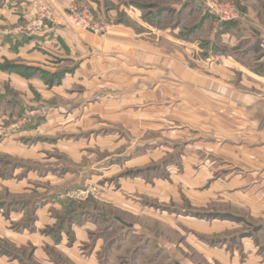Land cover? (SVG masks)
Instances as JSON below:
<instances>
[{
    "label": "rangeland",
    "instance_id": "rangeland-1",
    "mask_svg": "<svg viewBox=\"0 0 264 264\" xmlns=\"http://www.w3.org/2000/svg\"><path fill=\"white\" fill-rule=\"evenodd\" d=\"M36 1L18 0V29L37 17ZM183 1L70 3L66 14L73 4L87 8L96 25L70 29L105 52L91 44L86 54L75 49L72 57L84 59L68 65L85 67L69 77L67 89L52 98L19 91L38 105L1 109L10 112L0 120L1 173L12 177L18 160L56 177L70 171L49 190L68 205L53 214L54 239L63 226L69 244L48 249L52 264H264V79L240 73L236 59L206 57L212 25L191 34L205 9L198 0L179 16L172 7ZM243 4L255 18L259 0ZM5 5L11 8L1 0ZM25 53L16 60L30 63ZM245 60L253 65V58ZM20 66L5 60L0 68ZM176 67L208 89L191 92ZM22 71L47 80L42 71ZM7 76L1 73L0 90H15ZM47 102L64 105L53 112L60 117L45 109ZM44 117L49 123L39 121ZM42 184L27 198L44 195ZM86 190L93 194L87 200ZM19 253L23 264L33 257L29 248Z\"/></svg>",
    "mask_w": 264,
    "mask_h": 264
},
{
    "label": "crops",
    "instance_id": "crops-1",
    "mask_svg": "<svg viewBox=\"0 0 264 264\" xmlns=\"http://www.w3.org/2000/svg\"><path fill=\"white\" fill-rule=\"evenodd\" d=\"M44 1L47 4L51 3L50 0ZM54 1L60 11H65L70 3L78 0ZM197 1L198 0H184L183 4L180 3L179 6H176L177 9L174 7H172V9L181 16V13L186 10L187 6H193ZM225 1L234 3L244 16L247 15V19L243 18L242 20L226 25L220 23L216 18L215 20L214 17L212 18V16H209L206 12H202L201 22L194 26L190 33L194 35L200 31L203 24L210 21L212 31L207 38L210 50L208 53L206 52V57H210V54H212L214 56L228 58L231 61L236 59V63L234 62V64L238 65V71L240 73L253 75L251 77L257 81H261V79H264V0H259L260 6L255 8L254 11L256 15L255 18H250V14L248 13L249 9L243 4V0ZM5 2L10 5L11 8L5 5V7L1 9L0 6V65L5 60H12L16 65L31 67L32 70L37 72L42 71L47 77V80L43 81L38 78V76H32L30 78L24 77L17 72L19 69L18 67L14 68L12 71L7 69L6 72H1L0 68V80L1 73L5 76L7 74V81H11L10 85L14 86L15 89L0 90V120L2 114L3 119L7 118V115L10 117L9 110H5L4 112L1 111L4 106L6 107L5 109L10 107L19 108L21 112L27 107L31 109L33 106L38 105L37 103H29L22 100L21 98H24L23 94H20L22 91L30 96L33 94L32 89H35L41 96L45 97V95L48 94L52 98L55 96L52 93H60L64 87L67 89L69 86V77L76 76V73L80 71L81 68L85 67V64L82 65V63L68 65L72 64L69 60L75 62L79 60L80 62L84 59L83 56L77 60L72 57V55L75 54V49H77L79 54L80 51L86 54L90 52L88 50L89 47L94 45L96 49L105 52V45L102 43L98 45L95 41L91 42V38L78 36L70 27H65L63 25L56 26L53 32L48 35H36L26 38L18 32L17 28L19 19L21 18V16L16 15L18 0H5ZM178 26L180 25L177 24V28ZM34 48L35 50H33ZM23 50L27 51L25 54L26 57L30 59V63L18 62V60H16L24 56L22 54ZM228 51L232 52L229 54ZM248 58H253V65L245 63V59ZM99 60L102 61L101 58ZM106 66H101V69L106 68ZM174 72L185 84L191 86V92L193 91L192 88L194 89V94L197 92V96H199L198 94L201 95V92H199L200 88H202V90L208 89L203 80L198 78L195 73L185 71L180 67H176ZM36 92L34 91V93ZM210 97L215 98L212 95ZM200 99H202V104L204 103V106H210V104L207 103L208 99H204L201 96ZM131 103L132 102H130V104ZM214 105V103L213 105L211 104V106ZM44 106L52 116H54V111L64 112L65 110L64 105H59L54 102H47ZM114 106L115 104H111L112 109ZM13 119H15L14 115ZM123 119L128 121L129 114H123ZM39 121L49 123V118L44 117ZM52 143L56 144L55 141ZM19 150L21 153L24 149ZM6 155L7 157H11L10 154L6 153ZM32 163H27L22 160L13 162L14 170L12 177L1 173L4 164L1 162L0 144V193L4 192L8 194L6 198L1 197L0 194V264H23L22 261H24V259L22 255H19V252L25 248L31 249L33 255V257L29 259V263L25 262L26 264H35L36 258H41L43 260L42 264H52L48 249L52 248L54 243L57 247L62 246L65 242L69 244L63 226L59 225L58 240L54 239L55 232L53 230V225L55 223L54 211H63V209L68 206L67 202L61 200L59 194H51L49 190L53 188L55 180H64L65 177L69 175L70 171L63 170L61 177H56L51 173L41 171L39 168L41 164ZM18 172L19 174H17ZM40 181L41 183H45L42 184L45 185L46 189L44 195L35 198H27L28 195L34 193L35 185ZM85 211L89 212L93 210L85 208ZM74 238L76 242V234ZM42 242L45 243L44 246Z\"/></svg>",
    "mask_w": 264,
    "mask_h": 264
},
{
    "label": "built area",
    "instance_id": "built-area-1",
    "mask_svg": "<svg viewBox=\"0 0 264 264\" xmlns=\"http://www.w3.org/2000/svg\"><path fill=\"white\" fill-rule=\"evenodd\" d=\"M205 9V12L216 18L220 23H230L242 20V13L239 12L237 6L229 1L223 0H200ZM44 1L37 0L34 3V8L37 9V17L30 22L26 28H19L18 32L29 33L31 36L48 35L53 32L54 28L59 25L65 27L79 28L83 30H95L93 15L87 8H81L73 4L69 7L70 14L60 11L56 6L52 8ZM56 12V14H55ZM60 13V14H57ZM97 32V31H96ZM4 129L0 126V134ZM81 195L84 199L93 197L89 191H82ZM80 197V196H79Z\"/></svg>",
    "mask_w": 264,
    "mask_h": 264
},
{
    "label": "trees",
    "instance_id": "trees-1",
    "mask_svg": "<svg viewBox=\"0 0 264 264\" xmlns=\"http://www.w3.org/2000/svg\"><path fill=\"white\" fill-rule=\"evenodd\" d=\"M232 23H234V22H230V23H222V24L229 25V24H232ZM20 67H21V68H19V69L17 70V72H19L21 75H23V76H25V77H26L27 74H25V72H23V71L21 72V69H22V70H25V71H33L31 67H27V66H20Z\"/></svg>",
    "mask_w": 264,
    "mask_h": 264
}]
</instances>
